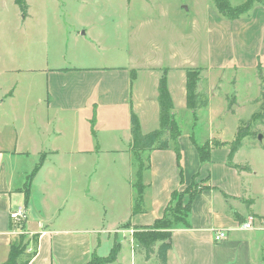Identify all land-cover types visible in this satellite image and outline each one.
I'll return each instance as SVG.
<instances>
[{
    "label": "crops",
    "instance_id": "crops-1",
    "mask_svg": "<svg viewBox=\"0 0 264 264\" xmlns=\"http://www.w3.org/2000/svg\"><path fill=\"white\" fill-rule=\"evenodd\" d=\"M71 3L82 8L90 2ZM116 3L104 0L100 5ZM139 3L148 5L149 0ZM208 11L203 23L207 45L203 62L210 68L260 65L259 59L264 55V0H256L247 14L233 20L221 15L215 6ZM114 19L118 21L117 37L125 38L127 43L121 47L114 41L113 46L128 55V63H110L114 59L107 60L105 55L102 62L82 60L81 66L26 69L43 78L33 83V87L43 90L37 104L44 105L45 116L36 124L33 112L29 118L25 117V123L18 116L4 120L5 115L0 113V264L7 259L9 246L18 241L21 233L30 240L27 246L30 252L23 255L31 254L26 264H87L93 254L107 256L114 243L120 245L117 256L106 264H161L156 256L159 243L146 257V250L134 240L133 233L152 226L163 216L172 192L184 190L192 183L200 184L202 189L190 201L188 225L170 229L166 264H261L264 229L245 230L240 225L250 215L264 216L259 207V195L262 198L264 190L253 188V191L251 182L247 186L243 176L247 168L233 161L234 153L230 154L227 141L221 139L222 144L211 145L210 160L206 163H201L191 137L182 133L178 138L179 163L172 148L144 151L142 157L148 168L142 176V209L133 212L135 167L130 151V113L136 114L143 133L158 127L157 85L164 69L174 118L178 105L187 108V68L200 69V90H197L207 100L205 91L214 90L211 81L219 75L205 73L201 80L203 68L186 62L184 42L180 49L179 27L172 34L176 32L173 38L178 40L177 45L167 42L164 62L157 55L160 50L133 54L134 42L144 40L147 35L140 29L152 25V17L138 20L118 15ZM114 19L111 14L98 17L102 23H113ZM86 27L87 22L80 18L68 23V32L88 39L99 40V36H104L97 33L90 37ZM165 34L170 35L167 31ZM153 37L154 33L147 35L152 40L151 46L158 44ZM182 37L184 40V33ZM17 89L15 84L0 90V107L7 98L16 100ZM24 99L28 102L29 96ZM33 105L31 100V110ZM9 106L14 108L13 104ZM90 109L95 110L94 128ZM12 110L14 113L15 109ZM60 124L67 130L61 129ZM65 154H78L81 158L72 161L62 156ZM105 154L114 158L101 160ZM41 155L44 156L41 166L30 176ZM112 183L114 194H107L104 199L91 194L99 192L96 189L100 184L112 190L109 187ZM188 200V195L183 197L184 203ZM99 201L104 205L101 211L91 209V202ZM19 207L24 208L26 217L17 226L10 212ZM221 229L226 230L225 239L214 241V231Z\"/></svg>",
    "mask_w": 264,
    "mask_h": 264
},
{
    "label": "rangeland",
    "instance_id": "rangeland-1",
    "mask_svg": "<svg viewBox=\"0 0 264 264\" xmlns=\"http://www.w3.org/2000/svg\"><path fill=\"white\" fill-rule=\"evenodd\" d=\"M24 1L27 7L23 15L13 0H0V90L18 85L16 100L7 98L0 107V113L5 115L2 119L18 116V120L25 123V117L29 118L30 113L33 112L37 124L39 119L42 120L45 116L44 105L37 104V97L39 94L43 95V90H40L41 87L39 89L38 86L35 89L33 87V83H38L43 78L26 69L81 66L82 60L93 63L102 62L101 59L105 55L107 60L110 59L109 57L114 59L109 61L110 63L114 61L118 64L128 63V55L124 54L121 48L113 46L114 41L115 44L119 42L121 47L127 43L125 38L117 37L118 21L114 18L118 15L131 16L138 20L145 16L152 17L154 23L140 30H143L144 35L154 33L153 40H157L155 42L158 44L151 46L152 40L145 35L144 40L138 39L134 42L136 45V50L135 46L132 49L134 56L135 51L142 50L146 54L151 50L153 52L160 50L161 53L157 55L160 56V61L165 62L167 60L165 59L167 58L166 44L169 41L177 45L178 40L173 38L176 37V32L172 34L179 27L180 49L184 42L186 62L203 68L201 80L203 76H206L205 73L211 75L218 73L220 76L211 81L214 90L205 91L209 100L207 107L199 108L195 113L187 108H181L180 105L176 107L175 121L181 133L189 135L199 145L222 144L221 139L232 145L234 140L240 139L241 145L234 152L233 161L239 167L246 166L247 174L243 176H246L247 186L251 182L252 190L253 188L258 191L264 190V98H261L264 93V55H261L259 59L261 64L258 66L234 68L233 65H228L222 68H210L203 62L205 60L203 50L204 48L207 50L203 23L209 14L208 9H214L211 0H149L148 5H142L139 3L140 0H120L122 3L115 0L118 3L106 7L100 5V2L104 0H98L99 3H96L97 0H88L90 3L82 8L74 7L71 3L76 0ZM228 1L234 6L244 0ZM104 14H111L116 21L99 22L98 17ZM80 18L87 22L86 28L90 37H94L97 33H102L104 36H99L97 40L88 39L87 36L70 35L68 23L73 24ZM166 31L170 33L169 36L165 34ZM182 33H184V40ZM104 45H106V51L102 48ZM159 45L163 48L160 49ZM136 54L141 55L140 52ZM6 69H12V71H6ZM199 85L198 90H200ZM201 86L203 88L202 84ZM27 96H29L28 102L24 99ZM31 100H34L32 110ZM10 104H13L14 108L10 107ZM12 109H15L14 113ZM94 115L93 109L91 114L93 128ZM61 124L59 127L67 130L61 127ZM62 156L72 161L81 158L78 154ZM84 158L92 159L91 156H84ZM100 158L102 160L114 157L111 154H105ZM97 186L99 188L95 189L99 192L93 194L94 191H92L93 196L104 199L107 194H114L113 183L109 184L112 190L105 189L103 184ZM100 204H102L100 201L91 202V209L101 211L104 205ZM259 207L264 210V195L262 198L259 195ZM20 235L23 236V243H27L28 246L30 240H26V234ZM25 258L21 256L20 262ZM261 264H264V235L261 236Z\"/></svg>",
    "mask_w": 264,
    "mask_h": 264
},
{
    "label": "trees",
    "instance_id": "trees-1",
    "mask_svg": "<svg viewBox=\"0 0 264 264\" xmlns=\"http://www.w3.org/2000/svg\"><path fill=\"white\" fill-rule=\"evenodd\" d=\"M216 10L229 20L236 19L241 15L247 14L256 0H245L239 5H230L228 0H212ZM23 15L25 14L26 4L24 0H14ZM185 99L186 107L193 113L199 108L206 107L208 100L204 94L198 92V84L200 81L199 68H187L185 70ZM260 78V77H259ZM262 79V76L260 80ZM157 101L159 107V125L156 129L143 133L140 128L139 120L134 112L130 113V151L132 153L133 165L135 167L134 180L132 187L135 190V197L133 199V212H140L142 209L143 190L142 182L143 171L148 168L146 159H143L142 153L152 149H167L172 148L179 163L181 157L180 146L178 138L180 136L179 126L176 124L173 113V102L166 83V69L163 70L157 85ZM264 98V93L262 97ZM192 139V138H191ZM201 163L209 162L211 145L203 143L197 144L192 139ZM230 145V154H233L240 147V139L234 140ZM220 144H213V146ZM44 156L41 155L38 163L33 168L31 175H33L41 166ZM29 176V178H30ZM24 187L25 200L28 197V186ZM202 189L195 183L187 186L184 190H174L171 194L169 204L166 206L163 216L156 219L152 226L146 227L144 231L134 232L133 238L141 247L146 250V257L152 253V247L158 242L156 256L161 264H166L167 251L170 248V229L175 225L187 226V218L190 210V201L192 197ZM188 195L189 200L184 203L183 197ZM120 245L114 243L109 254L101 257L95 254L91 255L87 264H106L112 262L118 253ZM27 243H23V236L19 235L16 243L9 246V253L7 259L2 264H26L31 257V254L20 262V257L27 254Z\"/></svg>",
    "mask_w": 264,
    "mask_h": 264
},
{
    "label": "built area",
    "instance_id": "built-area-1",
    "mask_svg": "<svg viewBox=\"0 0 264 264\" xmlns=\"http://www.w3.org/2000/svg\"><path fill=\"white\" fill-rule=\"evenodd\" d=\"M25 217H26V213L24 208L19 207L16 210L10 212V218L15 224H17V226L18 224L20 225L25 220ZM240 228L245 230H251L254 228L264 229V216L256 218L250 215L246 218L245 221L241 223ZM225 237H226V230L223 229L216 230L213 233L214 241H221L225 239Z\"/></svg>",
    "mask_w": 264,
    "mask_h": 264
},
{
    "label": "water",
    "instance_id": "water-1",
    "mask_svg": "<svg viewBox=\"0 0 264 264\" xmlns=\"http://www.w3.org/2000/svg\"><path fill=\"white\" fill-rule=\"evenodd\" d=\"M260 137V136H259Z\"/></svg>",
    "mask_w": 264,
    "mask_h": 264
}]
</instances>
